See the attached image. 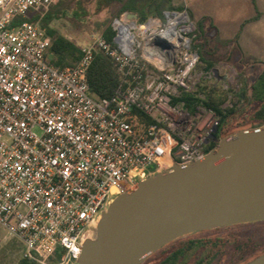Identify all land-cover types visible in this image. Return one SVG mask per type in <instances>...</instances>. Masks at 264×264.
Listing matches in <instances>:
<instances>
[{
    "label": "built area",
    "instance_id": "2783aa9c",
    "mask_svg": "<svg viewBox=\"0 0 264 264\" xmlns=\"http://www.w3.org/2000/svg\"><path fill=\"white\" fill-rule=\"evenodd\" d=\"M62 1L0 0V225L35 264H77L116 197L202 160L223 122L187 12L144 22L125 13L113 42L95 36L57 67L39 23ZM97 53L119 74L109 98L90 91Z\"/></svg>",
    "mask_w": 264,
    "mask_h": 264
},
{
    "label": "water",
    "instance_id": "95a60500",
    "mask_svg": "<svg viewBox=\"0 0 264 264\" xmlns=\"http://www.w3.org/2000/svg\"><path fill=\"white\" fill-rule=\"evenodd\" d=\"M260 221L264 126L223 137L197 163L158 173L116 197L84 240L77 264H142L181 237ZM246 264H264V254Z\"/></svg>",
    "mask_w": 264,
    "mask_h": 264
},
{
    "label": "rangeland",
    "instance_id": "374dc122",
    "mask_svg": "<svg viewBox=\"0 0 264 264\" xmlns=\"http://www.w3.org/2000/svg\"><path fill=\"white\" fill-rule=\"evenodd\" d=\"M258 2L264 7V0H172L174 7L189 14L194 28L205 20L203 30L210 41L196 40L193 45H197L200 53L205 55L199 69L215 75L204 83L203 90L213 92L212 98L223 114L228 115L225 124L222 122V128L228 135L240 127H247L243 130L255 128L249 127L255 123L250 115L258 103L255 102L249 110H243L246 101L239 96L244 88L255 82L263 69L264 16L256 5ZM120 9L119 3L105 8L99 5V0H63L51 9L49 24L45 25L41 19L39 25L45 30L56 31L81 47L89 44L95 36L103 37L108 26L115 25L117 18H122ZM258 18L261 19L259 22L256 21ZM251 49L258 58L250 57ZM209 64L213 66L208 68ZM225 85L228 89L222 91ZM230 108L235 112L229 114L226 110ZM261 126L264 123L258 127ZM217 237L224 239L222 247L190 250L172 264H196L206 252L216 253L209 264H246L252 257L264 254V221H260L181 237L155 253L146 264H160L177 250L188 246L191 240ZM23 254V243L0 225V264H21Z\"/></svg>",
    "mask_w": 264,
    "mask_h": 264
},
{
    "label": "trees",
    "instance_id": "16d2710c",
    "mask_svg": "<svg viewBox=\"0 0 264 264\" xmlns=\"http://www.w3.org/2000/svg\"><path fill=\"white\" fill-rule=\"evenodd\" d=\"M113 3L121 4L120 15H123L124 13L135 14L139 22H144L152 17L163 18V14L165 11L181 9L174 7L172 5V0H99V5H102L105 8L110 7ZM42 19L44 21V24L48 25L49 22L52 20L50 12ZM33 20L37 21L38 19L34 18ZM204 21L200 24H196L195 31L192 34L193 41H210V38L206 36V33L203 30ZM46 30L52 39V45L48 52L50 62L57 67H64L76 63L80 58V50L76 43L58 34L54 30L48 28ZM116 33L117 32L114 29V25L111 24L110 27L108 26V28L103 32L102 36L109 42H113ZM193 46L199 52L201 56V61L204 62L205 55H202L200 53V50L197 45ZM212 66L213 64H209L208 68H211ZM262 68L263 69L255 80V82L249 87L244 88L241 96H239L240 99L245 98L246 101V106L243 108V110H249L255 102L258 103L255 110L250 115V118L255 123L250 125L249 127H258L260 126V124L264 123V64H262ZM87 77L91 94L96 99L111 97L120 84L119 74L116 70V67L114 66L113 62L102 53L96 54L94 61L88 70ZM209 104L222 115L223 124H225L228 115L223 114V111L220 108L219 104L212 97L210 98ZM226 111L229 114L235 112L233 108H230ZM245 128L247 127H240L239 129H236L233 132L235 133ZM226 135H228V132H225L223 127L220 130L218 137L223 138V136ZM199 233L202 232H198L195 234ZM223 241L224 239L219 237L191 240L188 242V246L177 250L175 254L171 256L170 259L174 261L183 258L185 257L186 253L190 250H198L201 248L208 250L211 249V247L220 248V246L222 247L223 245ZM215 254L216 253H212L211 255L210 252H206L196 264H209ZM254 258L255 257H252L249 260H252ZM205 260H207V262H205ZM21 264L35 263L23 259Z\"/></svg>",
    "mask_w": 264,
    "mask_h": 264
},
{
    "label": "crops",
    "instance_id": "0c3cea01",
    "mask_svg": "<svg viewBox=\"0 0 264 264\" xmlns=\"http://www.w3.org/2000/svg\"><path fill=\"white\" fill-rule=\"evenodd\" d=\"M263 12H262V16H264V7H262V5H260L259 4V2L256 4ZM264 6V5H263ZM129 17H132V16H129ZM261 19L260 18H258V19H256V21L257 22H259ZM256 22V23H257ZM252 50V49H251ZM253 53H256V52H254L253 50H252V53L250 52V57H252V58H258L257 56H255ZM261 72V71H260Z\"/></svg>",
    "mask_w": 264,
    "mask_h": 264
},
{
    "label": "flooded vegetation",
    "instance_id": "af4514ba",
    "mask_svg": "<svg viewBox=\"0 0 264 264\" xmlns=\"http://www.w3.org/2000/svg\"><path fill=\"white\" fill-rule=\"evenodd\" d=\"M166 246H167V245H166ZM164 247H165V246H164ZM164 247H163V248H164ZM161 249H162V248H161ZM161 249H160V250H161ZM158 251H159V250H158ZM158 251H157V252H158ZM157 252H156V253H157ZM154 254H155V253H154ZM154 254H153V255H154ZM153 255H152V256H153ZM152 256H151V257H152ZM151 257H149V258H148L146 261H144L142 264H146V263L150 260ZM172 262H173V261H172L170 258H167V259L161 261L160 264H172Z\"/></svg>",
    "mask_w": 264,
    "mask_h": 264
}]
</instances>
